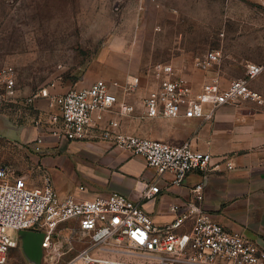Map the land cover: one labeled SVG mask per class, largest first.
<instances>
[{"label": "built area", "instance_id": "obj_1", "mask_svg": "<svg viewBox=\"0 0 264 264\" xmlns=\"http://www.w3.org/2000/svg\"><path fill=\"white\" fill-rule=\"evenodd\" d=\"M222 47L211 48L197 55L194 71L206 79L197 91L189 78L170 62H157L150 70L157 85L142 99L144 118L184 116L210 121L218 108L239 105L242 101L264 102L252 81L264 72V65L247 62L242 77L223 80ZM141 84L140 76H130L125 83L129 93ZM115 84L98 79L89 86L54 94L41 88L23 96L14 74L0 70V110H24L27 115L39 109L36 102L46 99L51 107L36 125L43 132L61 141L79 143L86 140L111 142L123 150L141 155L155 169L157 179L142 191L143 200H151L161 191L160 178L172 174V184H181L189 173L210 172L229 158L217 162L211 152L195 148L190 141L181 144L131 134L123 128V118L133 117L137 106L120 101ZM42 141L41 138L38 140ZM79 190L85 191L84 185ZM203 184L192 191L201 198ZM169 223L157 225L141 201L122 193L111 192L93 199L75 195L61 196L46 172L41 184H32L25 176L16 175L8 167H0V264H7L9 252L19 244L20 232L43 235L42 249H49L53 232L62 224L74 221L87 238V246L78 251L67 264H264V247L259 239L245 232H234L214 220L198 207L188 206ZM128 246L129 250L123 249ZM126 256L112 259L110 254Z\"/></svg>", "mask_w": 264, "mask_h": 264}, {"label": "rangeland", "instance_id": "obj_2", "mask_svg": "<svg viewBox=\"0 0 264 264\" xmlns=\"http://www.w3.org/2000/svg\"><path fill=\"white\" fill-rule=\"evenodd\" d=\"M216 47L226 54L223 74L228 77H242L247 62L264 65V7L245 0H0V70L14 74L23 96L45 87L63 94L105 79L115 84L121 102L137 106L133 118L122 121L137 130L153 129L141 116L142 99L150 88L145 76L153 64L170 62L183 74L203 80L202 72L194 71V59ZM130 76L142 78L132 93L124 87ZM37 107L29 115L0 110L5 118L0 125V167L33 184H41L46 172L51 175L42 158L69 147L57 143L58 151L50 152V145L39 151L33 148L38 138L14 137L13 125L35 124L44 116L40 112L51 109L47 100L39 99ZM57 159L60 183L89 187L87 175L96 162L85 150L71 149ZM25 239L20 236L7 264H67L87 246L74 221L53 232L49 249L35 252L37 237ZM110 258L126 256L112 253Z\"/></svg>", "mask_w": 264, "mask_h": 264}, {"label": "crops", "instance_id": "obj_3", "mask_svg": "<svg viewBox=\"0 0 264 264\" xmlns=\"http://www.w3.org/2000/svg\"><path fill=\"white\" fill-rule=\"evenodd\" d=\"M245 1L264 7V0ZM222 75L227 85L232 77L223 72ZM203 76V80H198L196 74L187 76L197 91L202 89L206 79ZM145 79L150 83L149 91L157 85L158 81L150 71ZM251 84L264 92V75H260ZM146 119V125L153 128L151 131L137 130L132 125H123V128L128 133L157 138L171 144L190 141L195 148L214 154L216 162L221 157L229 158L233 168L228 169L225 163H220L208 173H189L184 182L177 185L171 182L172 174L166 173L159 180L161 191L158 196L143 200L142 191L157 179V172L148 167L146 159L141 155L123 150L108 141H61L43 132L36 123L13 125L16 132L14 137L41 138L42 141H35L33 146L39 151L46 148V145L52 146L50 152L58 151L60 146L58 148L57 143L68 144L65 151L42 158L43 166L51 172L55 188L61 196L75 195L86 200L119 192L141 201L157 225L169 223L176 217L177 213L172 211L174 205L179 206L178 212L185 211L188 206L198 207L227 229L246 234L248 232L247 235L259 239L264 247V102L257 104L242 101L236 106H221L210 121L184 116ZM2 124H5V118L0 117ZM71 149L85 150L96 162L95 170L87 175L91 183L85 191L79 190L77 185L66 187L56 179V171L59 169L57 158ZM199 183L203 184L201 198L192 191Z\"/></svg>", "mask_w": 264, "mask_h": 264}, {"label": "water", "instance_id": "obj_4", "mask_svg": "<svg viewBox=\"0 0 264 264\" xmlns=\"http://www.w3.org/2000/svg\"><path fill=\"white\" fill-rule=\"evenodd\" d=\"M24 235L26 237L25 241H29V236H33V237H37V241L35 243H33V249L35 250V252H39V250H42L41 247V242L43 239V235L41 234H36L34 232H30V231H22L20 232V236Z\"/></svg>", "mask_w": 264, "mask_h": 264}]
</instances>
